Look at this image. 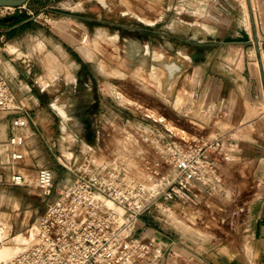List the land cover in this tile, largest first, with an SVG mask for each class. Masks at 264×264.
I'll list each match as a JSON object with an SVG mask.
<instances>
[{
    "label": "crops",
    "instance_id": "crops-1",
    "mask_svg": "<svg viewBox=\"0 0 264 264\" xmlns=\"http://www.w3.org/2000/svg\"><path fill=\"white\" fill-rule=\"evenodd\" d=\"M149 1L160 10H144L143 16H136L151 15L156 18L152 24L167 16L171 7L178 9L179 48H175V55L179 56V97L174 94L169 101L166 90L159 105L154 102V107L146 108V115L168 137L181 143L201 145L221 137L227 146L221 152H211L215 173L208 185L190 181L182 195L168 203L164 229L152 223L151 213L145 212L137 221L134 236L161 240L164 251L158 264H264V41H259L264 35V0ZM15 10L16 18L0 21V70L16 99L29 109L38 132H33L30 125L16 129L26 135L21 147L23 157L8 163L6 141L12 131L11 114L0 111V194L24 185L25 176L19 169L33 168L34 180L41 165L55 175L54 163H40L37 156L50 153L56 160L52 147L59 131L69 128L68 108L60 100L63 90L57 89V84L78 80L88 88L97 84L82 43L89 33L103 29L105 21L104 0H28ZM168 61L160 64L166 75L176 66ZM137 66L154 68L152 63ZM152 97L155 95L150 92L147 98ZM93 101L98 103V95ZM93 111L85 113L80 122L86 131L83 138L87 147L98 135L90 120ZM164 120L177 127L179 134ZM157 126L153 128L159 129ZM51 127L55 132L49 131ZM171 138L141 144L134 165L136 177H144L142 173L146 172L143 159L155 156L152 146L166 140L175 142ZM25 156L28 161L22 167ZM164 170L169 172L166 166ZM11 172L20 173L24 183H9ZM68 176L66 182L71 178ZM204 208L211 217L215 211L244 210V218L236 224L237 234L231 236L233 232L227 229L219 238L212 235L218 219L210 217L206 226L209 230L203 233L199 216ZM189 218L191 227L186 223ZM11 239L18 244L25 236L18 232Z\"/></svg>",
    "mask_w": 264,
    "mask_h": 264
},
{
    "label": "rangeland",
    "instance_id": "rangeland-1",
    "mask_svg": "<svg viewBox=\"0 0 264 264\" xmlns=\"http://www.w3.org/2000/svg\"><path fill=\"white\" fill-rule=\"evenodd\" d=\"M157 9L160 10L149 0H104V27L98 29L101 34H97L98 31L91 32L82 43L84 54L91 59L90 68L96 74L97 84H92L89 88L80 80L76 83L57 84V89L63 90L60 100L68 108L69 128L59 131L58 141H55L52 147L56 160L50 153L37 156L40 163H54L52 191L47 196L38 191L35 187L33 168L25 167L28 161V156H25L23 159L25 165H22L25 169H19L25 176L24 185L21 188H9L8 193L0 194V226L2 227L0 245L2 243L16 245L11 237L18 232L29 237L19 246L32 243L38 217L44 211L46 204L52 202L60 188L67 183L68 174L60 164L56 163L57 160L64 162L63 155L66 158L71 155V161L75 160V162L86 155L102 157L116 148L124 147L123 138L126 133L143 137L142 143H150L159 140L160 137L171 138L151 116L146 115L148 111L146 108L154 107V102L159 105L160 96H165L166 90L169 91V101L174 94L179 97V56L175 55V48H179V17H176L178 9L175 6L171 7L167 16H163L155 24L152 23L156 18L151 15L146 18L136 16V14L143 16L144 10L154 12ZM37 41L38 39H35L34 43ZM150 57H153V60H150ZM166 60H170L169 64L176 65L167 75L161 70L163 67L160 65ZM141 62L152 63L154 68L140 69L137 65ZM150 92L155 98H147ZM96 95L99 97L98 103L91 102ZM176 102L179 103V98H176ZM91 110H96L93 111L95 115L91 116L90 120L98 135L93 136L91 147H87L83 138L85 129L81 127L80 122L81 118H85V113ZM149 114L156 116L151 110ZM164 123L174 133L179 134V129L173 124L167 120H164ZM154 125H158L159 129H154ZM53 130L51 127L49 131L53 132ZM171 139H174L179 146L188 145L173 137ZM56 142L59 143V148ZM152 147L155 149V156L146 158L144 164L145 166L149 164V168H146L145 173L141 172L144 176L141 177L143 180H150L149 176L154 175V171L164 170L165 163L162 160L160 147ZM165 211L152 208L148 212L151 213L149 219L152 223L161 229L165 228V214L169 210ZM208 212L205 208L200 211V230L203 233L208 232L209 228L206 226H209V217L218 219L215 220L217 231L211 229L215 232H212V235L217 238L227 229L233 232L231 236H235L239 230V225L236 224L245 216V211L240 209L215 211L214 217L209 216ZM171 218L179 219L172 215ZM191 222L190 218L186 221L190 227Z\"/></svg>",
    "mask_w": 264,
    "mask_h": 264
},
{
    "label": "built area",
    "instance_id": "built-area-1",
    "mask_svg": "<svg viewBox=\"0 0 264 264\" xmlns=\"http://www.w3.org/2000/svg\"><path fill=\"white\" fill-rule=\"evenodd\" d=\"M19 7L0 6V16ZM260 40L264 41V35ZM0 111L11 114L12 131L6 144L8 163H13L23 157L21 147L26 139L16 129L28 125L35 133L38 129L29 109L16 99L1 70ZM141 140L143 137L126 133L124 147L102 157L86 155L75 162L70 155L63 156L64 162L57 160L70 180L38 217L32 243L22 245L14 255L0 260V264H158L163 243L156 237L148 240L135 237L137 221L152 208L165 211L190 181L208 185L215 173L211 152H221L227 145L221 137L201 145L190 142L185 147L171 140L163 141L159 147L169 172L154 171L150 180H143L134 173ZM146 161L143 159V164ZM34 181L42 195H49L53 171L44 165L37 167ZM8 182L22 185L24 178L11 172Z\"/></svg>",
    "mask_w": 264,
    "mask_h": 264
},
{
    "label": "water",
    "instance_id": "water-1",
    "mask_svg": "<svg viewBox=\"0 0 264 264\" xmlns=\"http://www.w3.org/2000/svg\"><path fill=\"white\" fill-rule=\"evenodd\" d=\"M28 0H0V6H9V7H19L25 4ZM18 16V11L15 10L13 13L3 17L0 16V21L11 20L12 18H16Z\"/></svg>",
    "mask_w": 264,
    "mask_h": 264
},
{
    "label": "bare ground",
    "instance_id": "bare-ground-1",
    "mask_svg": "<svg viewBox=\"0 0 264 264\" xmlns=\"http://www.w3.org/2000/svg\"><path fill=\"white\" fill-rule=\"evenodd\" d=\"M0 231H2L1 226H0ZM30 237H31V233H30ZM28 239L29 237L25 236V239L23 241H20L18 244L15 245V248L12 253H11L12 248H10L9 245L1 244L0 245V260H4L6 258L11 257L21 247L19 246V244L26 242Z\"/></svg>",
    "mask_w": 264,
    "mask_h": 264
},
{
    "label": "flooded vegetation",
    "instance_id": "flooded-vegetation-1",
    "mask_svg": "<svg viewBox=\"0 0 264 264\" xmlns=\"http://www.w3.org/2000/svg\"><path fill=\"white\" fill-rule=\"evenodd\" d=\"M84 123H85L84 125H86V124H87V122H86V121H85ZM88 125H89V124H88ZM85 132H86V131H85Z\"/></svg>",
    "mask_w": 264,
    "mask_h": 264
}]
</instances>
